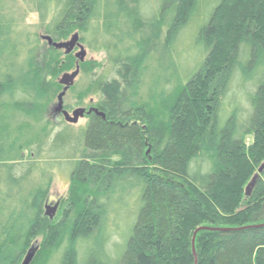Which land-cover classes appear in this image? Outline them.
<instances>
[{"label": "trees", "instance_id": "1", "mask_svg": "<svg viewBox=\"0 0 264 264\" xmlns=\"http://www.w3.org/2000/svg\"><path fill=\"white\" fill-rule=\"evenodd\" d=\"M36 1L52 13L45 36L79 33L108 53L123 83L100 84L105 119L91 115L78 135L48 129L24 160L0 148V264H20L29 251L55 168L69 171L79 215L50 227L32 264H264V168L244 194L264 167V0ZM14 32L0 11V109L47 111L55 94L44 52L11 39ZM163 36L170 54L186 57L182 76L153 72ZM183 36L193 45L182 54ZM67 60L61 73L74 68ZM37 178L45 186L34 188ZM126 193L140 206L125 241L112 208ZM207 226L217 230L197 234L195 258L194 233Z\"/></svg>", "mask_w": 264, "mask_h": 264}, {"label": "rangeland", "instance_id": "2", "mask_svg": "<svg viewBox=\"0 0 264 264\" xmlns=\"http://www.w3.org/2000/svg\"><path fill=\"white\" fill-rule=\"evenodd\" d=\"M231 9L232 6H228L224 13L230 11ZM0 11L3 16H5L8 20H12L15 24V32L12 36H10L11 39L18 37L21 43L25 46H31L38 42L44 52L43 58L47 64L44 66L46 70V83L49 85L51 93L55 94L53 106L44 112L40 111L38 113L31 114L21 109H14L13 107L0 109V148L6 150L14 148V151L17 152V156L14 153L17 160H24L29 157V151L27 150L29 143L40 137L46 138V130L49 129L52 136L61 131H65L66 133L76 136L81 132V129L88 125L90 121V116H87L80 119L77 124H69L65 121L62 115L55 114L58 96L64 89V87L59 83L65 74H72L75 72L77 65L80 66V74L75 80L74 86L68 90L64 98V110L70 115H72V113L77 109H86V112L91 109L98 110V105H100L105 99L104 95L101 93V83L104 85L105 83L108 84L115 81L120 83L123 82L121 81L120 74L117 73L118 68L111 65L108 53L105 51L96 52L91 50L87 40L85 42L81 41L82 36L79 33L70 34L65 41H57L55 37H49L52 38L54 43H66L70 42L75 35H79V44L86 51V57L83 63H80L79 59L76 57V55L81 52L80 48L76 47L72 53L67 54L66 50L55 49L54 47H51L47 41L43 40V37L45 36V29L51 21L52 13H49L46 7L39 8L36 0H0ZM86 38L89 39L90 36L88 35ZM190 40L191 41L187 44V40H185L183 36L182 39H180L181 43L177 48L178 51L183 54L184 45L186 46V44L187 48L190 46L192 49L193 37H191ZM192 53V58H194V56L196 57L198 54V52ZM153 55L155 59L153 72L158 66L160 68L159 73L168 70L170 73L172 72L175 75L176 70L178 72L176 76H182L180 67L182 66L181 64H187L186 57L183 55L180 61H178L179 59L177 60L173 54H170L166 46L165 36H163L158 43L154 44ZM70 56L74 60L73 70L61 73L60 70L64 69V61H66V65H68L69 60H67V58ZM50 64L52 68H54V65L57 64L56 66L58 70L57 72L55 71L56 73L54 72L58 75L57 77L53 72H48ZM176 79L177 78H175V81ZM55 83H57V85ZM251 140L252 138L249 137L248 141L251 142ZM150 154L151 148H148V150L145 151V155L149 157V160L152 159ZM47 164H45V162L43 163L42 172L44 171L46 173ZM258 173L259 171H256L251 179L246 181L244 185L245 196L248 185ZM69 174V171H61L58 168H55L50 172L51 187L44 204V222L41 229L36 233L29 248V250L32 248L38 249L35 258L38 256V253L42 252L41 250L44 249V243H46L48 238H50L49 229L51 226L56 227L65 223L70 225L78 218V207H74L69 203V200H72L73 198ZM33 186L34 188H37L38 186H45V182L42 179L37 178L36 182L33 183ZM3 191L8 194L7 189H3ZM10 191L11 190L9 189V192ZM10 193H15V191ZM58 203H60L59 208L57 209L54 217L51 219L46 215L47 209H54ZM116 204L117 206H113L112 212L115 214L114 217H118L120 219L114 218V222L118 220L122 222V227L125 233L124 240L126 241L132 227L136 223L140 206L139 200H136L131 197L129 193H126L118 199ZM14 206L15 205L12 201L5 206V216L11 212ZM245 209V206L242 204L236 212L241 213ZM4 220L5 217L1 218V221ZM208 227L210 226H207V228ZM199 228L201 227H198L196 230ZM193 249L195 250V247L192 245V250ZM121 253L122 252L120 251L119 254Z\"/></svg>", "mask_w": 264, "mask_h": 264}, {"label": "water", "instance_id": "3", "mask_svg": "<svg viewBox=\"0 0 264 264\" xmlns=\"http://www.w3.org/2000/svg\"><path fill=\"white\" fill-rule=\"evenodd\" d=\"M43 40L47 41L48 44L51 47H54L55 49L66 50L67 54L72 53L76 47L80 48L81 52L79 54H77L76 57L79 59L80 63L84 62L85 57H86V51L79 44V35H75L70 42H66V43H54L52 38H50L49 36H44ZM79 74H80V66L77 65L75 72H73L72 74H65L62 77L59 84L62 85L64 87V89H63L62 93L58 96V103L55 107V114L56 115H62L64 117L65 121L69 124H77L80 119L84 118L86 115L90 116L93 113L98 115V116H101L103 119H105V115L103 113H100L97 109H91L88 112H86V109H77L76 111H74L72 113V115H70L67 111L64 110V98H65L68 90L74 86L75 80L77 79ZM263 168L264 167H262L259 170V173L257 175H255V177L252 179V181L248 185V187L246 189V196L247 197H250L252 195V192H253V190H254L257 182H258V179L260 177V173H262ZM59 204L60 203H58L54 209H51V210L47 209L46 215L52 219L54 217V215L56 214L57 209L59 208ZM214 230L215 229L207 228V227L199 228L194 233V237H193V241H192L193 247H195L196 236L200 231H214ZM37 251H38L37 248L30 249L27 252V254L24 257L21 264H32L36 254H37ZM193 254L196 258V254H195L194 249H193ZM196 264H197V261H196Z\"/></svg>", "mask_w": 264, "mask_h": 264}, {"label": "flooded vegetation", "instance_id": "4", "mask_svg": "<svg viewBox=\"0 0 264 264\" xmlns=\"http://www.w3.org/2000/svg\"><path fill=\"white\" fill-rule=\"evenodd\" d=\"M93 114H94V113H93ZM93 114H92V115H93ZM87 116H89V115H86L85 117H87ZM90 116H91V115H90Z\"/></svg>", "mask_w": 264, "mask_h": 264}, {"label": "bare ground", "instance_id": "5", "mask_svg": "<svg viewBox=\"0 0 264 264\" xmlns=\"http://www.w3.org/2000/svg\"><path fill=\"white\" fill-rule=\"evenodd\" d=\"M193 241V240H192Z\"/></svg>", "mask_w": 264, "mask_h": 264}]
</instances>
